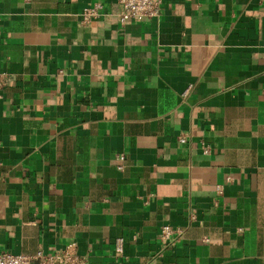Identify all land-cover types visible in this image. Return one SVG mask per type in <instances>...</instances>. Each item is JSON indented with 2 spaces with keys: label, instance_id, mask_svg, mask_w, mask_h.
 Returning <instances> with one entry per match:
<instances>
[{
  "label": "crops",
  "instance_id": "obj_1",
  "mask_svg": "<svg viewBox=\"0 0 264 264\" xmlns=\"http://www.w3.org/2000/svg\"><path fill=\"white\" fill-rule=\"evenodd\" d=\"M1 76L0 252L264 264V0H0Z\"/></svg>",
  "mask_w": 264,
  "mask_h": 264
},
{
  "label": "built area",
  "instance_id": "obj_2",
  "mask_svg": "<svg viewBox=\"0 0 264 264\" xmlns=\"http://www.w3.org/2000/svg\"><path fill=\"white\" fill-rule=\"evenodd\" d=\"M162 0H116V15L121 24L127 21H140L144 19L155 18L159 15L161 10ZM103 5L94 3L93 5L84 8L80 12V21L87 24L93 20L98 19L102 15ZM62 70H59L60 73ZM8 78L6 76L0 77V88H2ZM188 138L181 133L177 137V142L185 144ZM199 149L202 154L210 153V144L201 140ZM115 167L122 170L125 166V155L122 152L114 154ZM230 177H225V182H230ZM217 194L222 193V185H216ZM193 217V216H192ZM180 230L171 227L169 224L160 226L158 238L167 245L173 242L180 236ZM123 239L116 237L114 239V250L117 254L122 253ZM0 264H86V258L80 255L77 251L75 242H70L60 249H54L49 252L42 250L36 251L33 255L15 254L10 252H0Z\"/></svg>",
  "mask_w": 264,
  "mask_h": 264
}]
</instances>
